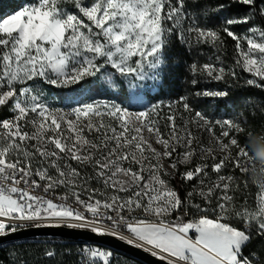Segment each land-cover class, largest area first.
<instances>
[{
    "label": "snow or ice",
    "instance_id": "obj_1",
    "mask_svg": "<svg viewBox=\"0 0 264 264\" xmlns=\"http://www.w3.org/2000/svg\"><path fill=\"white\" fill-rule=\"evenodd\" d=\"M177 47L195 58L175 100L131 108L71 95L100 78L170 84ZM204 47L213 55L201 63ZM241 78L264 91V0H21L0 16V242L67 228L158 264H264V143L252 146L248 113L202 108L229 95L209 82ZM43 85L68 90L63 107ZM78 255L111 264L113 253L82 244Z\"/></svg>",
    "mask_w": 264,
    "mask_h": 264
},
{
    "label": "trees",
    "instance_id": "obj_2",
    "mask_svg": "<svg viewBox=\"0 0 264 264\" xmlns=\"http://www.w3.org/2000/svg\"><path fill=\"white\" fill-rule=\"evenodd\" d=\"M21 0H0V16L5 13H10L14 10ZM197 2H206V0H197ZM215 3L216 0H211ZM221 3H226L227 0H220ZM233 14L235 9L232 10ZM203 59L201 63L213 55L207 47L202 49ZM170 55L172 56L171 68L169 73L170 84L163 83L157 86L155 92H147L146 95L151 100L159 101L164 99L175 100L181 95L188 92L190 85L187 84V65L195 57L187 55L182 49L174 48ZM221 61L226 67L232 66L234 56L233 44L229 42L225 49L221 52ZM239 74V69H236ZM243 75V74H242ZM103 85V87H102ZM208 86H212L211 83ZM217 86V83H216ZM220 88H228L229 95L225 100H217L209 98L206 105H202L203 110L214 118H224L225 116H233L236 112L241 114H249L248 129L252 132L255 138V144L264 143L261 137H264V91L258 88H249L244 83L243 78L233 82L232 86H226L222 83L218 84ZM44 95L47 97L48 103L63 107L61 93H67L66 89H53L50 86L43 85ZM108 88L105 93L104 88ZM77 91L72 93L78 99H87L89 95L97 99H114L119 97L118 102H122L124 106H129V89L126 85L120 86L117 81V87L112 88L107 85L103 78L94 79L91 82H84L82 85L76 86ZM100 89L97 94L96 89ZM183 194V193H182ZM39 242V243H38ZM85 244L83 242L65 241L61 239H34L20 243L10 244L0 248V264H12V261L17 259L27 260L28 264H79L80 257L79 247ZM15 245V248L13 247ZM264 245V242L257 243V248ZM46 250L54 251V257L44 255ZM115 264H136L130 262V257L122 254Z\"/></svg>",
    "mask_w": 264,
    "mask_h": 264
},
{
    "label": "water",
    "instance_id": "obj_3",
    "mask_svg": "<svg viewBox=\"0 0 264 264\" xmlns=\"http://www.w3.org/2000/svg\"><path fill=\"white\" fill-rule=\"evenodd\" d=\"M92 236L91 233H84L82 230H73L67 228H41L30 229L19 234L16 237L9 240H3L0 242V248L10 244L20 243L24 241H30L34 239H61L65 241L83 242L85 244H95L99 246L107 247L111 250L125 254L143 264H158L156 258H153L150 254L136 249L125 242L115 237L110 236H94L92 239L88 237Z\"/></svg>",
    "mask_w": 264,
    "mask_h": 264
},
{
    "label": "rangeland",
    "instance_id": "obj_4",
    "mask_svg": "<svg viewBox=\"0 0 264 264\" xmlns=\"http://www.w3.org/2000/svg\"><path fill=\"white\" fill-rule=\"evenodd\" d=\"M215 62V61H213ZM211 83L212 86H209L212 89H216L218 86H216V82H209ZM138 85L141 84V82H137ZM159 82L147 80L142 83L141 86H138L133 89H129V98H130V103L129 106L126 107H131V108H140L144 107L146 105H151L154 103H157L158 101L151 100L149 97H147L146 93L147 92H155L157 90V86L159 85ZM165 101H168L169 99H164ZM56 107H60L57 105H54ZM215 119H221V118H215ZM262 160H264V156H262Z\"/></svg>",
    "mask_w": 264,
    "mask_h": 264
},
{
    "label": "built area",
    "instance_id": "obj_5",
    "mask_svg": "<svg viewBox=\"0 0 264 264\" xmlns=\"http://www.w3.org/2000/svg\"><path fill=\"white\" fill-rule=\"evenodd\" d=\"M99 246V245H98ZM102 250H105V251H111L113 253L112 257H111V264H115V261L122 256V253L120 252H117V251H114V250H111L107 247H104V246H99ZM130 262L132 263H136V264H143L133 258L130 257Z\"/></svg>",
    "mask_w": 264,
    "mask_h": 264
}]
</instances>
